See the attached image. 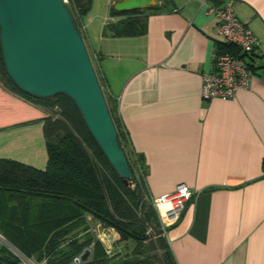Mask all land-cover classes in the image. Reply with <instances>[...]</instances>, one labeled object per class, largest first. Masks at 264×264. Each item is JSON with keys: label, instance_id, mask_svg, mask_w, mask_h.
I'll use <instances>...</instances> for the list:
<instances>
[{"label": "crops", "instance_id": "obj_1", "mask_svg": "<svg viewBox=\"0 0 264 264\" xmlns=\"http://www.w3.org/2000/svg\"><path fill=\"white\" fill-rule=\"evenodd\" d=\"M232 1L258 47L249 87L227 101L201 95L222 42L209 0H159L138 37L103 35L119 20L109 16L114 0L102 20L88 13L79 21L147 192L155 198L178 184L194 192L165 234L175 264H264V0ZM47 115L0 82V159L44 169Z\"/></svg>", "mask_w": 264, "mask_h": 264}, {"label": "trees", "instance_id": "obj_2", "mask_svg": "<svg viewBox=\"0 0 264 264\" xmlns=\"http://www.w3.org/2000/svg\"><path fill=\"white\" fill-rule=\"evenodd\" d=\"M209 1L212 6L221 7L228 0ZM68 3L67 9L80 31L79 21L89 13L92 0H68ZM161 9L157 5L151 9L116 12L112 4L109 16L119 20L108 23L103 35L117 38L142 36L146 33L148 14ZM236 52L231 45L217 43V55H236ZM250 68L254 70L253 65ZM98 79L102 87L99 76ZM0 82L9 91L48 113L42 119L47 152L44 169L0 159V236L34 263L72 264L74 258L89 248L91 257L82 264H157L149 252L159 248V264H175L158 215L150 204L142 160L132 158L126 152L114 105L106 94L132 174L127 187L91 140L73 103L62 95L41 100L19 91L5 74L1 51ZM55 108L56 118L50 114ZM262 170L264 177V160ZM88 217L104 229H113L119 242L133 243V250L118 260L109 257L102 244L90 233ZM149 225L158 232L154 242L147 234ZM0 264L22 262L7 246L0 245Z\"/></svg>", "mask_w": 264, "mask_h": 264}, {"label": "water", "instance_id": "obj_3", "mask_svg": "<svg viewBox=\"0 0 264 264\" xmlns=\"http://www.w3.org/2000/svg\"><path fill=\"white\" fill-rule=\"evenodd\" d=\"M158 0H118L116 12L151 9ZM0 51L4 71L24 94L41 100L68 98L102 157L128 186L132 179L127 157L83 37L64 0H0ZM0 240L15 255L19 251ZM85 248L78 264L87 262Z\"/></svg>", "mask_w": 264, "mask_h": 264}, {"label": "built area", "instance_id": "obj_4", "mask_svg": "<svg viewBox=\"0 0 264 264\" xmlns=\"http://www.w3.org/2000/svg\"><path fill=\"white\" fill-rule=\"evenodd\" d=\"M206 12L216 18V30L222 38V43L233 46L237 52L236 55L223 53L215 56L213 70L202 75V99L205 102L214 99L232 100L238 91L249 87L253 75L250 68L251 59L258 47V40L250 28L237 18L232 0H228L221 7L208 6ZM193 195L194 192L186 185L178 184L173 192L150 198V204L158 215L164 235L168 228L178 222ZM93 232L101 243L106 234L110 235L114 230L102 228L95 229ZM110 243L108 241L107 246H104L107 255L112 252ZM17 257L22 264H44V262L34 263L29 259ZM78 263V258H74L72 264Z\"/></svg>", "mask_w": 264, "mask_h": 264}, {"label": "rangeland", "instance_id": "obj_5", "mask_svg": "<svg viewBox=\"0 0 264 264\" xmlns=\"http://www.w3.org/2000/svg\"><path fill=\"white\" fill-rule=\"evenodd\" d=\"M108 1L109 0H93V2H92L93 11L91 12V10H90L89 13L92 14V15L96 14L97 17H99V19L102 20L107 15ZM64 2L66 4V6L68 5V7H69L68 0H64ZM56 111H57V109L55 108V109H53L51 111L50 114L55 116L56 115ZM55 118H56V116H55ZM132 187H133V185H132ZM87 222L89 223V227L91 228L90 229V233L92 234L94 240H98L97 237H96V233L93 232L95 229H99V228H96L97 223H95V221H92L91 219H88V218H87ZM157 233H158L157 230L152 225H149V227L147 229V234H148L150 240H152V242L157 240V237H158ZM116 234H115V231H114L110 235L106 234V237L103 238V239H105V241L107 239L106 243L108 241L111 242L109 244V246L111 247L112 252L109 255V257H112V259L115 258L114 260H118V259H121V258L125 257L134 248V244L133 243H130V242L129 243L119 242L117 240V235L118 234L117 235ZM107 235H108V238H107ZM0 245H5V244L0 240ZM149 256H152L153 258H155V260L157 261V264H159L160 259H161V250L159 248L158 249H156V248L152 249L149 252Z\"/></svg>", "mask_w": 264, "mask_h": 264}]
</instances>
